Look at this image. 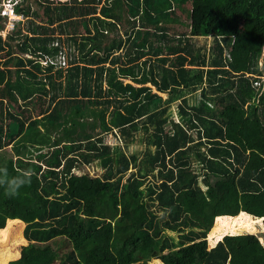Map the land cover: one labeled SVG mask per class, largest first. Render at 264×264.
<instances>
[{"label": "trees", "instance_id": "1", "mask_svg": "<svg viewBox=\"0 0 264 264\" xmlns=\"http://www.w3.org/2000/svg\"><path fill=\"white\" fill-rule=\"evenodd\" d=\"M123 1L124 21L119 0L14 1L25 21L8 36L18 52L0 35V155L13 150L0 158V236L18 219L28 244L9 264H151L225 234L203 264H264L260 237L229 235L240 213L264 217V0H192L177 40L150 27L174 14L168 2ZM90 107L103 135L47 152L18 141ZM95 162L101 175L76 174Z\"/></svg>", "mask_w": 264, "mask_h": 264}, {"label": "rangeland", "instance_id": "2", "mask_svg": "<svg viewBox=\"0 0 264 264\" xmlns=\"http://www.w3.org/2000/svg\"><path fill=\"white\" fill-rule=\"evenodd\" d=\"M15 0H0V11L1 15H3L4 10L10 7L14 8ZM21 1V0H18ZM36 0H29V2L33 5V9H36L35 6ZM50 1H63V0H50ZM106 0H104L105 2ZM168 2V5L172 7V12H166L160 18L157 16L154 20L150 22L151 30H156L162 27H165L168 30V36L173 37L176 40L180 37L182 39L183 36L189 34L190 26H191V7L192 0H154L153 6L157 8L158 11H163V4ZM180 5V7H179ZM130 6L125 4L123 0H119L118 3V13L123 17L122 21H124V15L130 13ZM25 18H22L16 25L21 23V27L23 28ZM5 25L4 30L0 31V35L6 40L9 41L8 36L14 31L11 29V22L8 17H4ZM15 25V27H16ZM123 25V24H122ZM121 25V26H122ZM81 32H84V29L79 26ZM122 31V30H121ZM122 33V32H121ZM24 31L22 30V33ZM19 35L16 36L14 41H9L11 46L13 47L14 52H18L17 44L19 40ZM207 41V44L205 43ZM195 43V44H194ZM176 44V42L174 43ZM195 48L201 47L205 48V46L212 47L215 44L214 39L205 38L195 39L193 41ZM148 49L146 48L144 53H146ZM28 57V55H26ZM1 59L7 58L5 52L0 54ZM30 57V56H29ZM61 61H63L61 59ZM44 64V63H43ZM170 65V64H169ZM188 68H192V65L187 64ZM126 82H131L130 80H126ZM107 85H105L106 87ZM147 86L151 87L154 93L160 98H156L153 101L154 106L160 107L166 104V100L168 98L167 93L158 92L156 87L152 85V83L147 84ZM180 94L184 93V90L179 92ZM185 94V93H184ZM179 100V99H178ZM180 101V100H179ZM43 107V105H42ZM41 108H37L34 112L35 119H39L42 117L40 114ZM174 111L177 112V109L174 108ZM175 120L178 121V115H175ZM97 117L96 113L93 111V108L90 107L87 111H83L80 108H77L73 115L66 117L59 123H50L46 121H40L37 127L26 130L19 138L18 141L20 143H28L34 145L37 148H42L46 152L49 148H55L59 145H63L65 141H67V137H73L80 133L90 134L94 137L99 135H103L105 133L104 129L101 126L102 121ZM15 132V130L13 129ZM65 140V141H63ZM69 140V139H68ZM105 140L107 144L113 145L117 143L118 137L113 134H108L105 136ZM5 151H7L5 153ZM3 152L4 155H0L2 157H10L13 154V150L11 148H7ZM36 151L32 150L31 155H27L33 160L36 159ZM8 159V158H7ZM99 163L95 162L91 165L82 166L80 169L75 170L76 174L83 175L89 174L92 176H99L103 173L101 168L99 167ZM241 216V219L238 218ZM238 218L234 217L233 225H237V230L229 235H238V234H254L260 237L261 243L264 245V217L254 218L251 215L246 213H240ZM262 220V221H259ZM217 221V220H216ZM216 226V222L214 228ZM241 226V227H240ZM26 227V223L21 220H7L6 227L9 232L0 236V264H9L11 261L18 260L20 258V248L22 246H26L28 241L24 236V229ZM219 232V231H218ZM210 234V233H209ZM228 236V234L223 237L216 236L213 239L209 240L208 238L203 241H198L189 247H185L183 249H176L170 253H166L165 259L157 258L152 261L151 264H203L205 261V257L207 254L220 242L224 239V237ZM67 248L63 249L66 250Z\"/></svg>", "mask_w": 264, "mask_h": 264}, {"label": "built area", "instance_id": "3", "mask_svg": "<svg viewBox=\"0 0 264 264\" xmlns=\"http://www.w3.org/2000/svg\"><path fill=\"white\" fill-rule=\"evenodd\" d=\"M14 5H15V3H14ZM3 16H5V17H8L9 18V21L12 23L11 24V29H14L15 28V25L20 21V20H22V18H23V15H21V14H17L16 12H15V6H14V8L13 7H10V8H8V9H5L4 10V13H3ZM63 62H65V60H64V57H63ZM64 64V63H63Z\"/></svg>", "mask_w": 264, "mask_h": 264}, {"label": "clouds", "instance_id": "4", "mask_svg": "<svg viewBox=\"0 0 264 264\" xmlns=\"http://www.w3.org/2000/svg\"><path fill=\"white\" fill-rule=\"evenodd\" d=\"M15 6V5H14ZM0 15H1V11H0ZM2 17H5L3 15H1ZM13 185H15V181L12 182ZM10 195H14L15 194V188L12 189V191L9 192Z\"/></svg>", "mask_w": 264, "mask_h": 264}, {"label": "bare ground", "instance_id": "5", "mask_svg": "<svg viewBox=\"0 0 264 264\" xmlns=\"http://www.w3.org/2000/svg\"><path fill=\"white\" fill-rule=\"evenodd\" d=\"M232 230H229L228 233H230Z\"/></svg>", "mask_w": 264, "mask_h": 264}, {"label": "crops", "instance_id": "6", "mask_svg": "<svg viewBox=\"0 0 264 264\" xmlns=\"http://www.w3.org/2000/svg\"><path fill=\"white\" fill-rule=\"evenodd\" d=\"M190 29V28H189Z\"/></svg>", "mask_w": 264, "mask_h": 264}]
</instances>
